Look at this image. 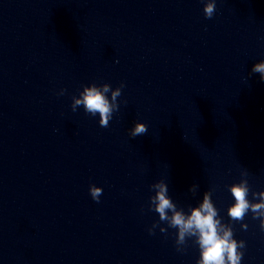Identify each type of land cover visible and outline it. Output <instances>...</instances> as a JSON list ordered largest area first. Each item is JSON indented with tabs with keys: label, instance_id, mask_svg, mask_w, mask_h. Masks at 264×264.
<instances>
[{
	"label": "water",
	"instance_id": "1",
	"mask_svg": "<svg viewBox=\"0 0 264 264\" xmlns=\"http://www.w3.org/2000/svg\"><path fill=\"white\" fill-rule=\"evenodd\" d=\"M0 264H264V0H0Z\"/></svg>",
	"mask_w": 264,
	"mask_h": 264
}]
</instances>
